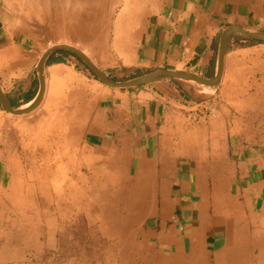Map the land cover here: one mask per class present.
<instances>
[{
	"label": "rangeland",
	"instance_id": "1",
	"mask_svg": "<svg viewBox=\"0 0 264 264\" xmlns=\"http://www.w3.org/2000/svg\"><path fill=\"white\" fill-rule=\"evenodd\" d=\"M227 1L238 23H225L221 32L234 25L261 31L245 24V19H251L248 15L254 7L264 11V0ZM52 2L0 0L8 23L13 28H27L32 37L31 71L38 74V60L48 48L67 44L88 55L91 63L113 81L138 76L128 63L135 57L139 42L145 40L148 26L156 22L161 4H170V0H92L103 9V18L90 26L77 20L83 15V0H62L59 5L71 3L67 5L74 7L73 17L77 18L64 26L45 14L62 11L61 5L56 10ZM61 28H66L65 32H60ZM233 39L230 53L224 57L219 86L213 90L189 82L203 90L204 102L195 107L178 102L170 105L176 114L173 129L187 142L191 138L202 140L198 143L209 155L214 150L225 155L228 150L229 159L234 149L229 137L237 134L241 142L235 146L252 149L253 164L261 167V178L253 184L262 186L253 192L256 199L244 200L243 188L232 195L221 180L215 196L225 204L214 206V198L206 199L187 231L169 239L161 237L159 247H150L142 230L147 191L134 184L132 175L118 172L115 159L103 157L101 151L81 140L78 123L82 119L77 107L85 102L84 94L94 89L92 81L101 87L108 85L75 55L76 74L71 85L56 82V78L67 77L58 65L51 66L49 73L54 79L52 85L47 81L49 86L46 83L38 106L24 114L3 112L5 122L0 117V264H264V93L259 68L251 62L252 52L234 51L258 41L240 34ZM217 56L218 47L215 71ZM167 81L173 86L186 83ZM142 86L149 88L150 84ZM202 158L199 160L220 166L228 160L211 155ZM217 207L225 216L214 212Z\"/></svg>",
	"mask_w": 264,
	"mask_h": 264
},
{
	"label": "crops",
	"instance_id": "2",
	"mask_svg": "<svg viewBox=\"0 0 264 264\" xmlns=\"http://www.w3.org/2000/svg\"><path fill=\"white\" fill-rule=\"evenodd\" d=\"M164 4H161L156 22L149 25L143 35L149 41L139 42L129 66L136 69L138 76L159 69H175L212 77L222 26L234 21L238 23L233 6L227 0H170V4ZM259 8L254 7V12L248 15L251 19L247 17L245 24L264 31V11ZM31 38L27 28H13L6 13L0 9V90L13 109L27 107L39 90L38 74L31 71L34 55ZM233 40L226 54L230 53ZM244 50L252 52L251 62L259 68V84L264 93V43L238 47L234 51ZM75 57L72 52L62 49L53 50L46 56L43 66L45 90L46 83L49 86L54 79L49 73V68L54 65H58L67 77L65 80L56 78V82L71 85V78L76 74ZM167 80L170 79L151 83L149 88L137 86L125 90L101 87L92 81L94 89L86 96L84 94L82 100L85 98V102L77 107L82 119L78 123L82 142L101 151L103 157L115 159V165L120 167L118 172L132 175L134 184L139 183L140 188L147 191L143 201L146 208L142 230L150 247H159L161 237L169 239L187 231L206 199L214 198V206L225 204L215 196L217 183L221 180L228 184L232 195L243 188L244 200L249 201L256 199L253 192L262 187L253 185L261 178L258 174L260 165L254 166L252 149L235 146L241 142L237 134L229 137L234 146L232 159L228 158V150L225 155L215 150L210 154L228 159L222 166L199 160L207 159L208 151L200 146L198 142L202 140L199 138L187 142L184 135L173 129L176 114L170 105L178 102L184 107L189 104L195 107L204 102V95L189 83L193 81L175 79L186 83L173 86ZM3 112L8 111L0 101V117L5 122ZM261 141H264V135ZM236 163L240 168V180L237 179ZM222 171L227 176L221 177ZM217 209H213L215 213L225 216L222 209Z\"/></svg>",
	"mask_w": 264,
	"mask_h": 264
},
{
	"label": "water",
	"instance_id": "3",
	"mask_svg": "<svg viewBox=\"0 0 264 264\" xmlns=\"http://www.w3.org/2000/svg\"><path fill=\"white\" fill-rule=\"evenodd\" d=\"M237 34L264 43V31H250L238 25L229 26L225 28L220 34L219 45H218L217 67L215 74L212 77H203L198 74L183 70L159 69L156 71H152L143 75L133 77L128 80L113 81L109 79L107 76H105L98 68H96L91 63L89 58L78 48L67 44H57L47 49L38 60L37 72H38L40 86L38 93L36 97L33 99V101L24 109H13L4 99L1 90H0V101L3 108L13 114L28 113L32 111L34 108H36L40 103L44 93L45 78L43 74L44 73L43 66H44L45 58L51 51L59 50V49L70 51L76 56H78L94 72V74L97 76V78L100 81H102L104 84L110 87H115V88L136 87V86L151 84L164 79H183V80H190L196 82L203 86H208V87L217 86L222 79L223 69H224V57L226 54V50L233 36Z\"/></svg>",
	"mask_w": 264,
	"mask_h": 264
},
{
	"label": "bare ground",
	"instance_id": "4",
	"mask_svg": "<svg viewBox=\"0 0 264 264\" xmlns=\"http://www.w3.org/2000/svg\"><path fill=\"white\" fill-rule=\"evenodd\" d=\"M62 2V0H53V4L55 5V9L57 10V7H59L60 5H61V10L62 11H58V13H54V14H52V12L53 11H50V12H48V11H46L45 12V14H50V16L53 18V20H55V21H57V23H59V25H60V23L61 24H67V23H65V22H70L71 23V21H72V19L74 18L73 17V15H75V13H73L72 12V8H74V7H72V6H70V5H67V4H71V3H67V2H64V3H62V4H60L59 5V3H61ZM68 6V7H67ZM82 10L81 11H83V15H80V16H78V19L76 18V16H75V18L74 19H77V20H84V21H86L87 23H89V25L91 26V25H97V23H99L100 22V18H103L102 17V15H103V9L102 8H100V7H98L96 4H94L93 2H92V0H83V3H82ZM36 9V8H35ZM53 9V8H52ZM59 9V8H58ZM140 10V9H139ZM137 11V10H136ZM140 13V12H139ZM52 14V15H51ZM131 14V13H130ZM61 15H64V17H61ZM77 15H78V13H77ZM131 16V15H130ZM129 16V17H130ZM134 16V15H133ZM132 17V16H131ZM133 18V17H132ZM135 18V17H134ZM97 19H99L98 21H97ZM74 25V24H73ZM65 26V25H64ZM131 27H132V24H130V25H128L127 27H126V32H127V35H128V32H129V30L131 29ZM134 27V26H133ZM65 29L66 28H61V31L60 32H65ZM70 29V28H69ZM68 32V31H67ZM82 35V34H81ZM126 35V36H127ZM87 36V35H86ZM49 49V48H48ZM123 53V52H122ZM88 56V55H87ZM121 56H123V55H121ZM127 60V59H126ZM203 86V85H202ZM204 88H206V89H213L214 87H216V86H212V87H208V86H203ZM214 90V89H213ZM203 91V90H202ZM207 91V90H206ZM192 192V191H191ZM220 204V203H219ZM230 206H232V205H230ZM219 207V206H218ZM217 207V208H218ZM230 209V208H229ZM232 212V211H231ZM222 213V212H221ZM221 222V221H220ZM231 222V221H230ZM203 224V223H202ZM183 226V225H182ZM197 228V227H196ZM195 228V229H196ZM200 228V227H199ZM200 229H202V228H200ZM202 231V230H201ZM200 231V232H201ZM190 234V233H189ZM201 235H202V233H201ZM186 236V235H185ZM191 236V235H190ZM189 237V236H188ZM202 238H204V237H202ZM187 239H189V238H187ZM190 240V239H189ZM197 240V239H196ZM203 240V239H202ZM189 243V242H188ZM219 243H221L220 241H219ZM223 246V245H222ZM189 247V246H188ZM219 247V246H218ZM194 248V247H193ZM174 249V248H173ZM179 249V248H178ZM261 249V248H260ZM196 250H198V249H196ZM195 250V251H196ZM262 250V249H261ZM194 254V253H193ZM198 254L200 255V253L198 252ZM205 254V253H204ZM235 254V253H234ZM246 254H248V252L246 253ZM182 255V254H181ZM238 255V254H237ZM262 255V254H261ZM260 255V256H261ZM259 256V257H260ZM195 257V256H194ZM193 257V258H194ZM199 257V256H198ZM262 258V257H261ZM263 258H264V256H263ZM187 259V258H186ZM228 259H230V258H228ZM241 259V258H240ZM260 259V258H259ZM196 260V259H195ZM186 261V260H185ZM197 261V260H196ZM195 262V261H194ZM198 262V261H197ZM249 262H251V261H249ZM263 262V261H262ZM184 263V262H183ZM196 263V262H195ZM199 263V262H198ZM264 263V262H263ZM165 264V263H164ZM177 264V263H176ZM185 264V263H184ZM191 264V263H190ZM260 264V263H259Z\"/></svg>",
	"mask_w": 264,
	"mask_h": 264
},
{
	"label": "built area",
	"instance_id": "5",
	"mask_svg": "<svg viewBox=\"0 0 264 264\" xmlns=\"http://www.w3.org/2000/svg\"><path fill=\"white\" fill-rule=\"evenodd\" d=\"M215 113H213V115H214Z\"/></svg>",
	"mask_w": 264,
	"mask_h": 264
},
{
	"label": "trees",
	"instance_id": "6",
	"mask_svg": "<svg viewBox=\"0 0 264 264\" xmlns=\"http://www.w3.org/2000/svg\"><path fill=\"white\" fill-rule=\"evenodd\" d=\"M73 54V53H72Z\"/></svg>",
	"mask_w": 264,
	"mask_h": 264
}]
</instances>
